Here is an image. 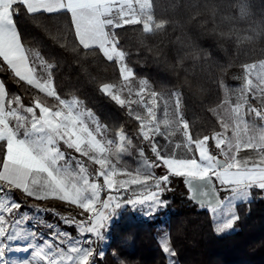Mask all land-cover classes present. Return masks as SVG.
<instances>
[{"label": "snow or ice", "instance_id": "1", "mask_svg": "<svg viewBox=\"0 0 264 264\" xmlns=\"http://www.w3.org/2000/svg\"><path fill=\"white\" fill-rule=\"evenodd\" d=\"M155 9L156 0H0V67L6 65L17 82L36 90L32 104L26 106L0 81V264H94L93 245L105 240L104 232L117 210L131 205L146 216L156 214L167 206L161 197L171 190L173 177L182 178L188 198L212 214L218 234L233 229L239 218L237 201L250 202L252 189L264 191V59L240 65L238 89L221 85L225 96L211 109L220 130L196 136L185 118L179 91L157 92L146 80L139 81L138 90L132 86L135 73L126 62L128 54L117 29L140 26L144 34L164 31L168 21L158 20ZM239 9L241 17L249 15L246 2ZM22 15L33 21L67 18L69 31L65 35L58 28L53 36L56 43L71 37L77 55L98 52L118 68L121 86L103 83L99 90L127 107L155 160L150 161L140 148L141 162L134 171L118 167L120 156L130 154L132 141L123 130L116 133L119 143L108 139L106 126L81 100L61 97L54 79L56 64L25 47L17 24ZM258 34H264V28ZM125 90L127 96L122 95ZM40 94L55 103L42 102ZM161 105L162 117L158 115ZM159 137L167 143H160ZM81 158L98 165L94 173ZM155 169L163 174L157 175ZM14 190L36 200L56 199L76 206L84 219H61L75 224L81 237L91 236L78 239L41 219L39 223L50 232L42 237L35 224L26 227L36 218L21 211L22 204L10 195ZM105 191L109 194L102 199ZM128 192L133 195L125 199L122 193ZM20 241L23 246H13ZM161 245L164 253L176 255L166 234ZM11 252L29 256L17 260L8 255Z\"/></svg>", "mask_w": 264, "mask_h": 264}, {"label": "trees", "instance_id": "2", "mask_svg": "<svg viewBox=\"0 0 264 264\" xmlns=\"http://www.w3.org/2000/svg\"><path fill=\"white\" fill-rule=\"evenodd\" d=\"M242 2L248 5L246 17L240 14ZM155 12L158 20L168 21L164 31L144 34L140 26L117 29L128 54L126 62L134 77L146 80L152 90L179 91L193 134L211 135L220 130L211 111L222 100L220 79L243 63L264 59V34H258L264 28V0H156ZM17 24L25 47L56 64L54 79L62 98H78L106 126L110 139L119 143L116 133L123 130L132 141V155L143 148L145 156L155 160L127 108L99 90L103 83H121L113 63L98 52L77 55L71 37L56 43L53 36L58 28L65 35L69 31L63 16L33 21L22 15ZM249 36L252 39H247ZM0 80L26 106L32 104L36 90L17 82L6 65L0 67ZM38 98L55 103L43 94ZM62 150L77 155L63 146ZM122 155L120 162L125 165ZM172 180H176L172 190L161 197L167 206L152 219L138 218L129 209L119 213L108 229L107 246L102 256L94 259L95 264H168L158 241L162 231L176 253L172 256L174 264H264V201L259 192L257 199L236 206L239 218L234 232L220 236L212 228L209 213L188 198L183 179ZM12 196L22 209L32 206L59 216L79 217V210L56 199L36 200L18 190Z\"/></svg>", "mask_w": 264, "mask_h": 264}, {"label": "rangeland", "instance_id": "3", "mask_svg": "<svg viewBox=\"0 0 264 264\" xmlns=\"http://www.w3.org/2000/svg\"><path fill=\"white\" fill-rule=\"evenodd\" d=\"M242 75V72H241V68H238V69H236V70H233V71H231V72H229V73H227L225 76H224V78H221L220 79V81H219V87H220V91H221V99H223L224 98V96H225V87H227L229 90H235V89H238L240 86H241V84H242V80L241 79H237V77H240ZM140 80H143V79H138V78H136V77H134V79H133V81H132V86H133V88H134V90H138V88H139V81ZM123 82L121 81V83L117 86V87H120L121 86V84H122ZM148 85H149V83H148ZM221 85H223V86H225V87H222ZM150 86V85H149ZM151 88V87H150ZM152 90V89H151ZM170 93V92H169ZM122 95H124V96H127V91L125 90L124 91V93H122ZM135 98V97H134ZM232 99L233 100H235V95H233L232 96ZM127 108V107H126ZM133 108L135 109V110H137V111H143V109H141V108H139L137 105H133ZM128 110V109H127ZM158 115H160L161 117L163 116V105H161V109H160V111L158 112ZM217 118V117H216ZM105 135H106V137L108 138V139H110L108 136H107V134H106V131H105ZM159 141H160V143H167V141H165L162 137H159V138H157ZM212 144H213V146H212V151H213V153L214 154H216V150H215V148H214V143L212 142ZM147 145H148V148L150 149V151H151V147H150V144L147 142ZM72 152H74L73 150H71ZM129 153H130V150H129ZM152 155H153V153H152ZM241 155H243V153L241 154ZM77 156H78V154H77ZM154 156V155H153ZM122 157H123V159H124V163H125V165H123L121 162H120V164L118 165V167H126V168H128L129 170H132V171H134L137 167H138V165L140 164V157H139V151L136 153V155L135 154H133L132 155V153H130V154H123L122 155ZM146 157V156H145ZM155 157V156H154ZM81 159H84V160H86L87 161V158H81ZM113 162H115V160H113ZM87 163H88V165H86V166H88L89 167V170L91 171V172H95V170L98 168V165H94V164H92L90 161H87ZM155 172H156V174L157 175H161V174H163V172H162V170L161 169H155ZM173 181H174V183L176 182V180H172L171 181V184L169 185V187L171 188V190H172V183H173ZM100 183H102L103 182V178L101 177L100 178V181H99ZM134 188H136V186H133ZM170 190V191H171ZM170 191H166V192H164L163 194H165V193H168V192H170ZM21 192V191H20ZM13 193V192H12ZM12 193H10V195L12 196ZM23 193V192H22ZM24 194V193H23ZM108 192L107 191H105V192H102L101 193V198L102 199H106L107 198V196H108ZM113 195H115L116 193H112ZM123 194V197L126 199L127 197H130V196H132L133 194L131 193V192H128V193H122ZM137 194H139V189H137ZM24 195H26V194H24ZM222 195H227V193H224V194H222ZM27 196V195H26ZM13 197V196H12ZM28 197V196H27ZM14 198V197H13ZM29 198H32V199H34L33 197H29ZM258 198V193H257V191L255 190V189H252L251 190V198H250V200H254V199H257ZM64 203V202H63ZM240 203H246V202H244V201H237V205L238 204H240ZM66 206H68V207H71V208H75L76 210H79V212H81L82 210H80V209H78V208H76V206H74V205H68V204H66V203H64ZM124 209H129L136 217H138V218H141V219H146V220H148V219H152L153 217H154V215H151V216H146L145 214H144V212L143 211H141V210H139V207H138V209H136V210H134L132 207H131V205H126L124 208H122V209H120V210H117L118 211V215L117 216H115V217H113V219L110 221V223H109V226H108V228H107V230H105V232H104V235H105V240L104 241H96V243L93 245V248H94V250H95V252H96V255L94 256V259L96 258V257H101L102 255H101V253L103 254V252H104V250H105V248H106V246H107V243H108V241H109V236H108V229H109V227H110V225H111V223L119 216V213L122 211V210H124ZM162 209H164V208H162ZM204 210H206L208 213H209V215H210V219H211V222H212V228H213V230H214V222H213V219H212V214L208 211V209L207 208H203ZM161 210V209H160ZM21 211L22 212H26V213H28L29 214V216H33V217H35L36 219H34V220H32V221H30L27 225H26V227L27 228H32L33 227V225L35 224L36 225V227H35V231H37L39 234H41V236L42 237H45V238H47V237H49V235H50V232H49V229L45 226V225H41L40 223H39V221L42 219V220H44V221H46L47 223H49V224H52L53 226H54V229L55 230H57V231H59V230H63V231H65V232H68V233H70L73 237H76V238H78V239H86V238H89L90 236H91V234H86L84 237H81L80 236V234H79V230H78V228L76 227V225L75 224H71V225H69V224H65L64 222H63V220L61 219L62 217H69V216H59V215H56L55 213H51V212H48L47 210L45 211V210H41V211H39V212H37L36 211V207H32V206H28V207H26V208H24V209H21ZM73 217V216H72ZM77 219V218H76ZM78 219H84V217H82V216H80L79 215V217H78ZM234 230H235V226H233V229H231V230H227V231H225V232H223V233H216L215 232V230H214V232L217 234V235H220V236H222V235H227V234H230V233H232V232H234ZM165 234H166V232L165 231H162L161 232V234H160V236H159V238H158V241H159V243H160V246H161V248H162V245H161V237L162 236H165ZM167 236V235H166ZM93 240H95V237H91ZM39 242H41V240L40 239H38L37 240V243H39ZM24 245V241H20V242H18V243H16V244H13V246L15 247V246H23ZM163 251V250H162ZM164 253V252H163ZM165 254V256H166V258H167V261H168V264H174V260H173V258H172V256L170 257L168 254H166V253H164ZM8 255L11 257V258H14V259H17V260H21V259H24V258H26V257H28L29 256V253H26V252H11V253H8ZM95 264V263H94Z\"/></svg>", "mask_w": 264, "mask_h": 264}, {"label": "water", "instance_id": "4", "mask_svg": "<svg viewBox=\"0 0 264 264\" xmlns=\"http://www.w3.org/2000/svg\"><path fill=\"white\" fill-rule=\"evenodd\" d=\"M182 182H183V180H182ZM183 185H184V188L186 189V191H187V194H188V197H189V195H190V193L188 192V190H187V186L184 184V182H183ZM193 204H195V205H197L198 207H200V205L198 204V203H196V202H194V201H192V200H190ZM202 208V207H201Z\"/></svg>", "mask_w": 264, "mask_h": 264}, {"label": "crops", "instance_id": "5", "mask_svg": "<svg viewBox=\"0 0 264 264\" xmlns=\"http://www.w3.org/2000/svg\"><path fill=\"white\" fill-rule=\"evenodd\" d=\"M1 81V80H0ZM257 191V193H260V198L264 201V191L259 190V189H255Z\"/></svg>", "mask_w": 264, "mask_h": 264}]
</instances>
